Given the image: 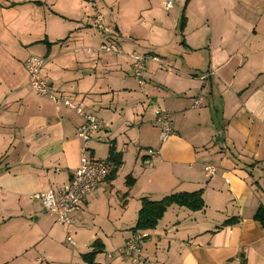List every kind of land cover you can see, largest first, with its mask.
<instances>
[{
  "label": "crops",
  "instance_id": "1",
  "mask_svg": "<svg viewBox=\"0 0 264 264\" xmlns=\"http://www.w3.org/2000/svg\"><path fill=\"white\" fill-rule=\"evenodd\" d=\"M163 3L0 0L6 263L38 264L42 256L47 264H135L117 249L134 233L142 201L201 191L202 209L172 204L154 228L141 230L148 235L143 259L264 264V224L255 218L264 208V0H183L170 9ZM96 10L120 54L100 50L109 39L93 26ZM132 53L158 58L148 60L142 89ZM32 54L47 58L42 73L54 91L102 121L90 148L108 162V173L73 213L74 246L37 195L62 187L79 167L83 120L34 93L25 69ZM155 108L171 114L164 143ZM111 146L119 164L109 160ZM204 163L217 167L213 177L205 176Z\"/></svg>",
  "mask_w": 264,
  "mask_h": 264
},
{
  "label": "built area",
  "instance_id": "2",
  "mask_svg": "<svg viewBox=\"0 0 264 264\" xmlns=\"http://www.w3.org/2000/svg\"><path fill=\"white\" fill-rule=\"evenodd\" d=\"M183 0H164V7L170 9L175 2ZM93 26L96 30L106 36L108 43L102 44L100 50L110 53H121L119 47L111 41V30L106 16L99 10H96L93 16ZM132 59V70L134 77L137 79L139 87L145 86L144 71L148 60L158 61L156 56L149 54H130ZM47 62V58L37 55H29L25 60V69L28 81L34 93L42 98L49 99L56 105H62L75 111L83 120L77 129V135L81 140L80 165L70 176L68 182L60 188L49 187L41 191L37 198L41 201L44 211L55 216L56 222L65 226L67 229L66 241L74 246V240L70 235L69 227L73 221V213L78 208L82 199L89 193L93 192L106 178L108 173V162L95 159L91 156L90 143L93 134L99 130L102 125L101 119L93 113L85 111L79 104L73 100L58 94L52 86L45 80L42 70ZM207 75L203 76L206 78ZM199 101L194 102V106H199ZM155 122L160 128L159 140L166 142L173 131L171 114L161 110L154 109ZM154 150L150 151L148 159L156 156ZM149 162V161H147ZM203 172L207 177H213L217 173V167L212 163H204ZM145 231L135 232L117 249L125 258L135 264H151L150 261L143 259L141 255L142 242L147 238ZM38 264H47L45 258L40 256Z\"/></svg>",
  "mask_w": 264,
  "mask_h": 264
},
{
  "label": "trees",
  "instance_id": "3",
  "mask_svg": "<svg viewBox=\"0 0 264 264\" xmlns=\"http://www.w3.org/2000/svg\"><path fill=\"white\" fill-rule=\"evenodd\" d=\"M36 3L41 4L39 1H36ZM118 156L119 154L116 153L114 147L111 146L109 149V160L117 161ZM117 164H119L118 161ZM172 204L184 206L191 210H200L204 207L201 191L172 194L159 201H149L144 199L139 211L137 225L131 230L135 233L140 232L141 230L154 228L158 220L163 216L166 208ZM255 218L264 224V208L258 209ZM90 257L91 255L84 256L88 261L91 260Z\"/></svg>",
  "mask_w": 264,
  "mask_h": 264
},
{
  "label": "rangeland",
  "instance_id": "4",
  "mask_svg": "<svg viewBox=\"0 0 264 264\" xmlns=\"http://www.w3.org/2000/svg\"><path fill=\"white\" fill-rule=\"evenodd\" d=\"M37 13H38V11H37ZM42 13H43V12H42ZM108 24H109V23H108ZM3 160H6L5 156L0 155V162L2 163ZM50 216H51V215H50ZM64 228L66 229L65 226H64ZM66 231H67V229H66ZM66 235H67V232H66ZM70 235H71V237L73 238V236H72V232H70ZM65 241H66V236H65ZM66 244H68L69 246H72V245H70L67 241H66ZM11 247H12V246L8 245V248H7V249H11ZM117 252H118V251H117ZM141 255H142V253H141ZM6 257H7V252H6V248H5L3 251L0 252V264H5L6 262H8V261H6ZM6 264H8V263H6ZM11 264H20V263H18V262H14V263H11ZM22 264H23V263H22Z\"/></svg>",
  "mask_w": 264,
  "mask_h": 264
}]
</instances>
